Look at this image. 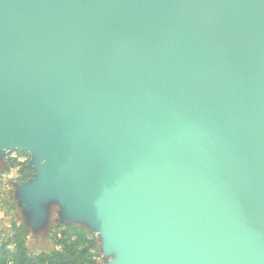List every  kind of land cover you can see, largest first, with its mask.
<instances>
[{"label":"water","instance_id":"1","mask_svg":"<svg viewBox=\"0 0 264 264\" xmlns=\"http://www.w3.org/2000/svg\"><path fill=\"white\" fill-rule=\"evenodd\" d=\"M25 148L29 199L122 264H264V0H0V157Z\"/></svg>","mask_w":264,"mask_h":264},{"label":"rangeland","instance_id":"2","mask_svg":"<svg viewBox=\"0 0 264 264\" xmlns=\"http://www.w3.org/2000/svg\"><path fill=\"white\" fill-rule=\"evenodd\" d=\"M33 152L18 150L15 156L18 155L21 160L26 158V162L30 164L35 161ZM20 153H25L26 156ZM5 154V158L0 157V243H6L18 234L19 239H24L29 256L51 253L57 249L55 239L61 237L57 226L69 222L87 232L94 240L93 252L97 264L125 262L128 255L123 249L113 246L110 230L100 224L94 216L77 212L70 200L58 202L55 198L59 197L54 191L48 198L49 201L44 204L38 199H29L30 189L20 181V166L12 167L11 160L15 158L11 152L6 151Z\"/></svg>","mask_w":264,"mask_h":264},{"label":"trees","instance_id":"3","mask_svg":"<svg viewBox=\"0 0 264 264\" xmlns=\"http://www.w3.org/2000/svg\"><path fill=\"white\" fill-rule=\"evenodd\" d=\"M20 155L26 156L25 153ZM11 161L12 167L20 166V181L25 182L35 176L36 171L28 162ZM57 230L61 237L55 239L57 249L51 253L29 256L24 239H19L18 234L6 243H0V264H97L93 252L95 242L87 232L72 223H60Z\"/></svg>","mask_w":264,"mask_h":264},{"label":"built area","instance_id":"4","mask_svg":"<svg viewBox=\"0 0 264 264\" xmlns=\"http://www.w3.org/2000/svg\"><path fill=\"white\" fill-rule=\"evenodd\" d=\"M15 154H16V152L12 153V157H13V158H15L16 160H18V161H19V163H24V162H26V161H27V159H26V158H25L24 160H21V159L18 157V155H17V156H15Z\"/></svg>","mask_w":264,"mask_h":264},{"label":"crops","instance_id":"5","mask_svg":"<svg viewBox=\"0 0 264 264\" xmlns=\"http://www.w3.org/2000/svg\"><path fill=\"white\" fill-rule=\"evenodd\" d=\"M31 179H32V178H31ZM29 180H30V179H29ZM29 180H28V181H29Z\"/></svg>","mask_w":264,"mask_h":264}]
</instances>
